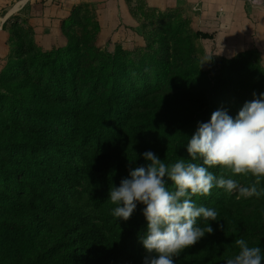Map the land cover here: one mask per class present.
Here are the masks:
<instances>
[{
	"label": "rangeland",
	"instance_id": "rangeland-1",
	"mask_svg": "<svg viewBox=\"0 0 264 264\" xmlns=\"http://www.w3.org/2000/svg\"><path fill=\"white\" fill-rule=\"evenodd\" d=\"M119 2L117 11L106 16H101L88 3L74 5L65 14L30 15L25 11L6 15L7 11L3 12L0 16L4 17L0 27V114L5 119L12 117L8 119L10 125L31 133L40 131L36 119L22 107L37 105L34 101L38 98L31 99L27 87L38 88L47 103L61 100L89 108L110 88L111 76L119 69L122 74L121 69L125 68L135 82L145 79L148 96L167 97L146 109L140 99L134 100L127 109L128 121L132 118L138 122L136 110L151 109L156 116L165 114L169 119L161 124L167 136L157 141L142 125L132 128L130 124L131 133L121 139L100 134L85 146L89 152L102 149L112 161H117L124 154L139 156L136 148L145 142L152 151L155 144L172 148L170 140L174 134H188L190 140L198 123L208 122L212 112L226 109L235 118L254 94L259 98L264 93V55L260 50L251 49L231 63L222 64L213 57V39L205 37L210 33L203 31L198 20L180 8L162 7L151 0ZM260 4L264 7V0ZM257 78L262 80L260 86L254 83ZM146 91L140 89L142 93ZM177 107H191L197 111V118L191 112L185 117L178 116L173 111ZM26 154L22 145L10 148L0 145V168L14 165L23 172L20 170L17 177L11 178L0 171V187L12 190L13 183L24 186L25 179L36 172L29 160H20ZM40 159L48 171L49 160L44 155ZM209 171L221 174L218 167ZM230 178L238 181L245 178L251 183L254 179L250 174ZM165 182L171 187L170 180L166 178ZM263 184L264 178L260 185ZM196 198L192 199L198 205ZM144 207L137 204L130 219L124 222L129 224L133 215L143 213ZM247 212L255 230L243 229L240 237L250 244L261 245L264 250V196L256 198ZM134 225L130 230L133 236L130 249L146 256L141 238L147 222ZM213 230L219 238L220 227L215 226ZM190 248L203 253L198 243Z\"/></svg>",
	"mask_w": 264,
	"mask_h": 264
},
{
	"label": "trees",
	"instance_id": "trees-1",
	"mask_svg": "<svg viewBox=\"0 0 264 264\" xmlns=\"http://www.w3.org/2000/svg\"><path fill=\"white\" fill-rule=\"evenodd\" d=\"M205 37L212 39L213 35ZM243 53L219 62L231 63ZM117 71L111 76L110 88L89 108L61 100L47 103L38 88L27 87L31 99L38 98V102L21 106L36 119L38 132L16 128L8 122L12 117L5 119L0 114V145H22L27 154L20 160H29L36 171L25 179L24 186L13 183L12 190L0 187V264H143L145 256L130 249V230L137 222L146 221L143 213L133 215L126 224L113 217L116 205L108 198L109 190L129 178L131 170L148 165L141 154L149 151L150 145L145 142L137 147L135 154L139 156L124 154L117 161H112L102 149L89 152L85 146L100 134L121 139L131 133L130 124L132 128L142 125L156 141L165 138L167 131L161 129V124L169 119L165 114L161 117L152 109L136 110L139 120L134 122L132 118L128 121L127 109L136 99L146 109L167 97L148 96L145 79L135 82L129 70L121 69L122 74L120 69ZM261 82L260 78L254 81L256 86ZM173 111L181 117L191 112L197 118V111L191 107H177ZM188 140V134H174L170 140L172 148L155 144L152 152L166 165L177 159L191 161L186 148ZM42 155L50 162L48 171L41 164ZM135 158V162H129ZM20 170L14 165L0 168L11 178L17 177ZM239 182L244 186L251 184L245 178ZM258 188H264V184ZM255 200L256 197L237 198L236 193L229 195L217 187L210 196H197L198 206L217 211L218 221L208 224L213 229L220 227L221 234L218 238L214 230L212 234L206 233L198 242L203 253L187 248L174 257L175 264H225L230 253L236 251L234 242L242 238L240 232L255 230L247 212ZM204 223L198 219L200 226Z\"/></svg>",
	"mask_w": 264,
	"mask_h": 264
},
{
	"label": "clouds",
	"instance_id": "clouds-1",
	"mask_svg": "<svg viewBox=\"0 0 264 264\" xmlns=\"http://www.w3.org/2000/svg\"><path fill=\"white\" fill-rule=\"evenodd\" d=\"M186 148L191 161L177 159L171 165L146 151L142 156L149 162L147 167L131 170L129 178L109 190L116 219L127 221L138 203L145 206L147 230L141 243L147 255L143 264H175L174 257L197 244L206 233H213L208 221H218L217 211L198 206L194 196H210L214 187L229 195L236 193L237 198L264 196V188H258L264 178V93L259 98L254 94L235 118L225 110L212 112L208 122L198 123ZM213 167L221 169V174L209 171ZM249 174L254 179L248 186L230 178ZM165 177L171 187L166 186ZM198 219L205 222L204 226ZM234 243L236 251L225 264H264L260 246L250 245L244 238Z\"/></svg>",
	"mask_w": 264,
	"mask_h": 264
},
{
	"label": "crops",
	"instance_id": "crops-1",
	"mask_svg": "<svg viewBox=\"0 0 264 264\" xmlns=\"http://www.w3.org/2000/svg\"><path fill=\"white\" fill-rule=\"evenodd\" d=\"M162 7H177L196 18L203 31L213 35V57L227 62L237 54L258 49L264 55V7L260 0H151ZM88 3L101 16L117 11L119 0H0V16L67 13ZM58 4V5H57ZM57 5V6H56ZM4 17H0V27Z\"/></svg>",
	"mask_w": 264,
	"mask_h": 264
},
{
	"label": "bare ground",
	"instance_id": "bare-ground-1",
	"mask_svg": "<svg viewBox=\"0 0 264 264\" xmlns=\"http://www.w3.org/2000/svg\"><path fill=\"white\" fill-rule=\"evenodd\" d=\"M3 21V20H2Z\"/></svg>",
	"mask_w": 264,
	"mask_h": 264
}]
</instances>
